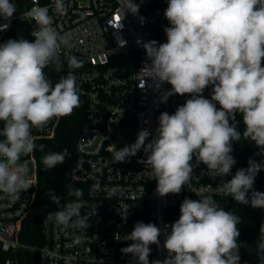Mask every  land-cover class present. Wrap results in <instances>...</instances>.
<instances>
[{
  "label": "clouds",
  "instance_id": "obj_1",
  "mask_svg": "<svg viewBox=\"0 0 264 264\" xmlns=\"http://www.w3.org/2000/svg\"><path fill=\"white\" fill-rule=\"evenodd\" d=\"M52 4L57 14L67 12L65 0H52ZM138 11L134 0H126L124 14ZM16 12L15 3L0 0V17L10 20ZM23 15L35 23L30 32L34 41L19 38L0 44V192L12 201L33 185L20 163L22 156L37 149L32 130L69 116L80 106L72 72L55 84L44 72L49 66L56 72L63 70L58 50L69 45L68 35L52 26L47 7L37 3ZM164 16L169 23L164 28L167 40L143 44L150 63L142 69L153 90L161 93V103L173 95L191 98L173 114H160L155 135L142 129L134 143L113 151V159L124 162L143 150L146 160L142 162L150 168L161 197L182 191L193 176L194 157L215 178L231 173L236 163L233 142L251 140L264 154V0H168ZM67 63L72 69L82 66L73 56ZM165 83L171 88L161 92ZM209 86L211 99L203 96ZM237 113L242 114L243 133L233 122ZM39 150L43 152L44 145ZM67 155V149L47 153L42 163L51 169L63 164ZM261 169L264 161L249 159L247 168L237 170L218 188L239 204L264 208V193L253 190ZM48 195L60 204L53 191ZM68 195L75 199L50 213L49 219L85 231L89 214L81 216L83 191L70 187ZM240 223V217L225 211L212 194L199 200L185 198L170 233L165 226L163 247L168 255L163 261H149L150 245L160 244L161 229L154 223L137 222L127 236L132 243L121 251L132 254L136 264H240ZM73 243L79 245L82 238L76 236ZM256 250L264 264V224Z\"/></svg>",
  "mask_w": 264,
  "mask_h": 264
},
{
  "label": "built area",
  "instance_id": "obj_2",
  "mask_svg": "<svg viewBox=\"0 0 264 264\" xmlns=\"http://www.w3.org/2000/svg\"><path fill=\"white\" fill-rule=\"evenodd\" d=\"M14 3L17 8L18 1ZM37 3L48 8L57 32L68 35L69 45H61L59 55L73 56L82 63L79 68H70L88 116V124L77 137L72 179L87 187V197L81 200V216L89 214V227L81 231L71 226H58L49 219V214L59 207L49 212L41 223V244L30 245L21 239L24 223L35 201L37 150L41 141L56 136L60 118H54L42 129L32 130L37 149L20 160L27 169L26 178L32 187L21 191L18 201L0 192V264H19L21 251L34 254L36 264H136L132 254H124L121 249L132 243L127 241V236L137 222L154 223L161 229L159 246L150 245L149 261H163L168 255L163 247L165 226H169L167 232L170 233V225L179 219L180 205L185 198L199 200L209 194L225 211L240 217V264H246L243 215L235 208L236 201L224 196L218 188L239 169L234 144L232 155L236 163L229 175L210 177L206 165H197L194 157L190 181L179 194L164 197L157 194V182L152 179L150 168L142 162L146 160L145 153L138 152L124 162L113 159L115 148L135 142L142 129L155 135L160 114H173L191 98L173 95L161 103V93L153 90L151 79L146 77L147 71L142 69L145 63H150L143 44L167 40L164 28L169 23L164 12L168 0H134L139 5L136 15L124 14L126 0H65V14L54 11L52 0H20V13H15L10 20L0 17V44L13 21L25 19L23 14ZM4 25L8 27L5 29ZM170 88L165 83L161 92ZM211 95L212 86H209L203 96L211 99ZM76 236L82 238L79 245L73 243ZM2 254L8 257L3 258Z\"/></svg>",
  "mask_w": 264,
  "mask_h": 264
},
{
  "label": "trees",
  "instance_id": "obj_3",
  "mask_svg": "<svg viewBox=\"0 0 264 264\" xmlns=\"http://www.w3.org/2000/svg\"><path fill=\"white\" fill-rule=\"evenodd\" d=\"M35 24L28 19H16L13 21L11 29L4 37V42L9 39L24 38L34 41L30 32ZM63 62L61 72L54 71L52 66L44 69L46 76L55 84L60 77L67 76L70 68L67 58L60 55ZM238 131L243 133L244 124L242 114L237 113L233 121ZM88 124L87 109L84 100L80 97V106L76 108L69 116L60 117L59 127L56 136L50 140L41 141L44 145L43 152L37 150V187L35 190V201L29 217L26 219L23 227L21 239L23 242L36 245L41 244V223L44 217L51 211L57 210L60 206L75 199L68 195L69 188L81 189L83 191L82 199L87 197V187L76 184L72 179V170L77 159V137L81 130ZM239 169L247 168L249 159L257 162L264 161V154H259L260 149L256 147L251 140L241 139L239 142H233ZM67 149L68 155L63 164H57L54 168L45 169L42 163V157L51 152H63ZM238 169V170H239ZM53 191L60 198V204L53 203L48 195ZM253 190L264 193V169H261L254 180ZM249 192V196L251 195ZM235 208L241 212L244 218L242 226V239L246 249V264H262L260 256L257 253L256 246L259 242L260 228L264 224V208H253L251 204H239L235 202ZM7 258V254H2ZM19 264H36V257L30 252L18 253Z\"/></svg>",
  "mask_w": 264,
  "mask_h": 264
},
{
  "label": "rangeland",
  "instance_id": "obj_4",
  "mask_svg": "<svg viewBox=\"0 0 264 264\" xmlns=\"http://www.w3.org/2000/svg\"><path fill=\"white\" fill-rule=\"evenodd\" d=\"M17 1H18V6H17V12H16V14H18V13H20L22 11V9L20 8V0H17ZM139 152L144 153L143 150H140Z\"/></svg>",
  "mask_w": 264,
  "mask_h": 264
},
{
  "label": "water",
  "instance_id": "obj_5",
  "mask_svg": "<svg viewBox=\"0 0 264 264\" xmlns=\"http://www.w3.org/2000/svg\"><path fill=\"white\" fill-rule=\"evenodd\" d=\"M10 2H13V3H14V2H15V0H10ZM60 207H61V206H60Z\"/></svg>",
  "mask_w": 264,
  "mask_h": 264
}]
</instances>
